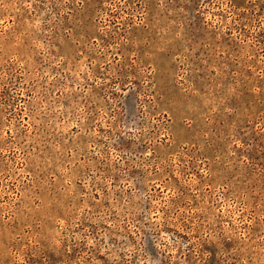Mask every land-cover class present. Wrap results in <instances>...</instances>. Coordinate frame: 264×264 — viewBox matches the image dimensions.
<instances>
[{
	"label": "rangeland",
	"instance_id": "rangeland-1",
	"mask_svg": "<svg viewBox=\"0 0 264 264\" xmlns=\"http://www.w3.org/2000/svg\"><path fill=\"white\" fill-rule=\"evenodd\" d=\"M0 264H264V0H0Z\"/></svg>",
	"mask_w": 264,
	"mask_h": 264
}]
</instances>
